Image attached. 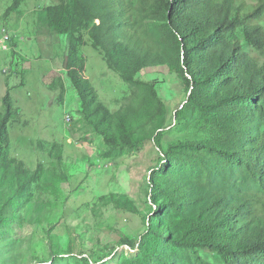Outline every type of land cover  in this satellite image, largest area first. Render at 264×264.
Returning <instances> with one entry per match:
<instances>
[{"label":"trees","instance_id":"16d2710c","mask_svg":"<svg viewBox=\"0 0 264 264\" xmlns=\"http://www.w3.org/2000/svg\"><path fill=\"white\" fill-rule=\"evenodd\" d=\"M22 1L13 0L7 12ZM41 12L44 23L38 30L44 24L51 36L69 37L65 70L82 117L104 140L103 158L113 162L136 150L146 141L137 137L138 131L153 128L160 161L149 175V195L156 207L138 244L122 240L132 249L138 245V256L130 263L146 264L153 258L157 264H172L169 248L176 247L213 251L222 264H264V0L253 5L238 0H58ZM87 37L110 70L138 88L135 97L126 98L134 106L112 114L99 102L85 74L87 60L81 51ZM162 66L179 75L186 87L187 103L172 118L159 82L138 78L143 70ZM59 83L63 100L65 85L62 79ZM3 104L0 181L10 183L30 173L10 152L9 124L20 113L9 94ZM185 119L197 120L207 138H185L164 148V131L183 127ZM51 154L63 162L62 149ZM38 168L45 175V165ZM225 170H237L244 185L255 189L220 188L215 178ZM55 173L54 181L45 183L52 195L60 193L62 184ZM25 177L16 190L34 186V179ZM113 198L110 203L117 204ZM118 209L132 211L125 204ZM3 217L0 212V227ZM64 255H74L72 245L60 258ZM89 261L97 257L88 253L81 264Z\"/></svg>","mask_w":264,"mask_h":264},{"label":"rangeland","instance_id":"374dc122","mask_svg":"<svg viewBox=\"0 0 264 264\" xmlns=\"http://www.w3.org/2000/svg\"><path fill=\"white\" fill-rule=\"evenodd\" d=\"M238 1L253 5L258 0ZM12 2L0 0V39L4 28L13 36L6 41L11 49L0 50V117L4 98L9 94L11 104L20 113V119L9 124L11 157L24 163L30 174L10 183L0 181V212H4L0 264H81L88 253L97 257L96 262L88 264H131L130 260L138 256V245L132 249L122 240L138 244L140 235L146 232L145 223L154 216L151 209L156 207L149 195V175L160 161L153 128L145 126L138 131L137 137L146 141L136 150L122 153L116 161H106L102 156L107 149L104 140L82 117L79 98L65 70L69 37L51 36L44 24L40 30L36 27L44 23L41 10L58 0H23L9 13ZM76 20L80 22L79 15ZM146 26L151 30L149 23ZM81 52L87 60L86 77L98 92L99 102L112 114L127 105L134 106L133 100L126 98L135 97L138 88L127 86L119 74L110 70L88 37ZM263 62L262 55L260 63ZM11 68L10 74L3 72ZM138 78L159 82L158 90L169 107V118L187 103L183 80L167 66L145 69ZM60 79L65 85L63 100ZM184 121L183 127L164 131V148L185 138H207L197 120ZM47 142L49 146L42 147ZM59 148L65 153L63 162L51 154ZM41 164L47 169L42 176L38 168ZM51 169L53 172L49 173ZM54 173L62 182L58 195L45 189L48 178L54 181ZM25 176L34 179V186L16 190L27 181ZM215 179L220 188L233 189L237 185L240 190L255 189L251 183L244 185L237 170L222 171ZM112 196L117 204L110 203ZM124 204L133 212L118 209ZM71 245L74 255L60 258ZM169 250L172 264H222L210 250ZM146 264L157 263L150 258Z\"/></svg>","mask_w":264,"mask_h":264},{"label":"built area","instance_id":"2783aa9c","mask_svg":"<svg viewBox=\"0 0 264 264\" xmlns=\"http://www.w3.org/2000/svg\"><path fill=\"white\" fill-rule=\"evenodd\" d=\"M10 38H11V32L10 31H8V30H6L5 28H4V30H3V35H2V37H1V39H0V50H2V51H7V50H9L11 47L10 46H8V44L6 43V41H9L10 40ZM3 72H7V70L6 69H3ZM71 121V118L70 117H68V122H70Z\"/></svg>","mask_w":264,"mask_h":264},{"label":"crops","instance_id":"0c3cea01","mask_svg":"<svg viewBox=\"0 0 264 264\" xmlns=\"http://www.w3.org/2000/svg\"><path fill=\"white\" fill-rule=\"evenodd\" d=\"M67 134L69 135V136H71V137H75V136H73V135H70L68 132H67ZM71 141V140H70ZM48 143V142H47ZM86 146H87V143H86Z\"/></svg>","mask_w":264,"mask_h":264}]
</instances>
